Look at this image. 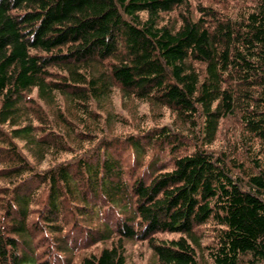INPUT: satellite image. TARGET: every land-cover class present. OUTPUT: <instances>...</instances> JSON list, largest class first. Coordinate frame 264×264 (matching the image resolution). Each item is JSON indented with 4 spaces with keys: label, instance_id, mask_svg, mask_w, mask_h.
Here are the masks:
<instances>
[{
    "label": "trees",
    "instance_id": "16d2710c",
    "mask_svg": "<svg viewBox=\"0 0 264 264\" xmlns=\"http://www.w3.org/2000/svg\"><path fill=\"white\" fill-rule=\"evenodd\" d=\"M187 2L0 0V264H64L35 245L65 254L92 240L110 244L81 264H125L134 239L159 264L205 251L264 263V0L166 19ZM114 88L169 108L192 138L167 125L115 134L103 114ZM228 118L236 139L215 153Z\"/></svg>",
    "mask_w": 264,
    "mask_h": 264
},
{
    "label": "rangeland",
    "instance_id": "374dc122",
    "mask_svg": "<svg viewBox=\"0 0 264 264\" xmlns=\"http://www.w3.org/2000/svg\"><path fill=\"white\" fill-rule=\"evenodd\" d=\"M245 1L246 0H188L187 4L183 5V7L167 13L166 19L175 22L180 21L181 13H185V15H192L194 18H198L202 11L208 10L209 8L214 10L219 15L233 17L235 11L243 6ZM249 2H252V0H249ZM176 23L177 25L179 24V22ZM32 96L36 98L35 91L32 93ZM103 110V114L107 116V122L114 124V129L111 131L115 134L118 133L125 135L131 132L135 133L137 130L142 128L146 129L151 126L167 125L172 128V130L182 135V137H189L190 139L192 138V136H190L191 133L187 132L186 125L181 124V122L175 117V113H173L169 108L134 99L133 97H130L124 92L120 91L118 88H114L111 95L105 99ZM235 127L236 124L234 123L233 119H224L222 121L221 129L216 141H214L211 145H208L207 148L215 153H221L223 151L226 152L229 146L236 139V134L234 132ZM85 145L90 146V149H93L92 143H85ZM125 147L126 146L124 144L123 149H125ZM154 148L155 147L153 146L151 147L149 154L154 151ZM122 153L124 157H127V159H129L132 155L129 149L127 153L124 154V152H120V154ZM43 165H46V163ZM6 184V180L0 178V186H5ZM0 194H2V191H0ZM2 212L3 211L1 209L0 215L3 214ZM33 215H35V213ZM208 230L209 229L204 230L205 236L203 240L207 243H210L212 241L211 236L206 235L208 234ZM178 236L179 234L176 233L158 234L159 239H167ZM44 237L50 241H57V238L54 234L51 235L50 239L47 238V235ZM109 244V241L101 242L92 240L89 241L88 244H84L75 250L69 249L68 251H65V254H61L60 252H55L51 249L48 250L50 247V242L47 241L43 245H40L39 248H37L35 245L34 249L39 251V258L46 257L48 260L61 259V263L64 264H81L84 257L89 256L91 253L100 252L104 246ZM125 245L127 247L125 252V264H159L156 256L153 253V249L147 240H128L125 242ZM48 252L50 254H48ZM206 253V251L205 253H200V264H212ZM62 258H65V260H62Z\"/></svg>",
    "mask_w": 264,
    "mask_h": 264
},
{
    "label": "bare ground",
    "instance_id": "6f19581e",
    "mask_svg": "<svg viewBox=\"0 0 264 264\" xmlns=\"http://www.w3.org/2000/svg\"><path fill=\"white\" fill-rule=\"evenodd\" d=\"M160 156H161V155H160ZM160 159H161V158H160ZM158 164H159V162H158ZM156 165H157V164H156ZM136 170H137V169H136ZM136 170H134V171H136ZM145 170H146V169H145ZM141 172H142V171H141ZM145 172H146V171H145ZM134 173H135V172H134ZM137 173H138V172H137ZM137 173H136V174H137ZM146 173H149V172H146ZM140 174H141V173H140ZM142 175H143V174H142ZM146 175H147V174H146ZM148 175H149V174H148ZM148 175H147V176H148ZM150 177H151V174H150ZM150 177H149V178H150ZM147 178H148V177H147ZM147 178H146V179H147ZM147 180H148V179H147ZM83 215H84V214H83ZM106 215H107V214H106ZM84 216H85V215H84ZM103 216H104V215H103ZM103 216H101V218H102ZM104 217H105V216H104ZM106 217H107V216H106ZM111 217H112V216H111ZM84 218H85V217H83V220H84ZM40 219H41V218H40ZM40 219H39V220H40ZM103 219H105V218H103ZM109 219H110V217H109ZM212 219H214V218H212ZM86 220H89V218L86 219ZM112 220H113V221H111V223L114 222V219H113V218H112ZM210 220H211V219H210ZM40 221L42 222V220H40ZM100 221H101V220H100ZM103 221H104V220H103ZM103 221H101L102 224H103ZM108 221H109V220H108ZM108 221H107V222H108ZM90 222H92V221H90ZM207 222H208V221H206V223H207ZM213 222H214V221H213ZM84 223H85V222H84ZM105 223H106V222H105ZM108 223H109V222H108ZM108 223H107V224H108ZM44 224H45V223H44ZM46 224H47V223H46ZM100 224H101V223H100ZM109 224H110V223H109ZM91 225H93V223H92ZM110 225H111V224H110ZM210 225H211V224H210ZM216 225H217V224H216ZM95 226H96V225H95ZM175 227H176V226H175ZM196 227H197V226H195V228H196ZM219 227H220V226H219ZM216 228H218V227H216ZM158 229H159V228H158ZM161 229H162V228H161ZM146 230H147V229H146ZM161 231H163V230H161ZM165 231H166V230H165ZM168 231H169V229H168ZM170 231H171V230H170ZM11 232H14V230L11 231ZM153 233H154V232H153ZM162 233H165V232H162ZM8 234H10V233L8 232ZM14 234H15V233H14ZM11 235H13V234H11ZM107 235H108V234H107ZM154 235H155V237H156V234H154ZM13 236H14V235H13ZM151 236H153V235H151ZM149 237H150V236H149ZM152 238H153V237H152ZM160 238H161V237H160ZM163 238H164V237H163ZM142 239H143V238H142ZM144 239H145V237H144ZM150 239H151V237H150ZM150 239H149V240H150ZM161 239H162V238H161ZM157 240H158V239H157ZM165 242H166V241H165ZM148 243H149V241H148ZM153 243H154V242H153ZM158 243H159V242H158ZM124 244H125V243H124ZM122 246H123V245H122ZM124 246H125V245H124ZM8 248H9V247H8ZM126 248H127V247H126ZM153 249H154V248H153ZM123 250H124V249H123ZM125 258H126V257H125Z\"/></svg>",
    "mask_w": 264,
    "mask_h": 264
}]
</instances>
